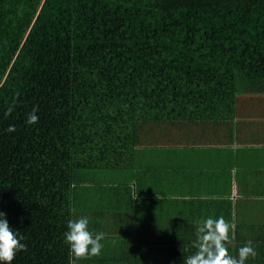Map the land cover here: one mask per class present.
<instances>
[{
    "label": "trees",
    "instance_id": "trees-1",
    "mask_svg": "<svg viewBox=\"0 0 264 264\" xmlns=\"http://www.w3.org/2000/svg\"><path fill=\"white\" fill-rule=\"evenodd\" d=\"M239 90L264 92V0H0V211L27 244L12 264L74 259V157L124 141L117 120L136 141L140 123Z\"/></svg>",
    "mask_w": 264,
    "mask_h": 264
},
{
    "label": "crops",
    "instance_id": "crops-1",
    "mask_svg": "<svg viewBox=\"0 0 264 264\" xmlns=\"http://www.w3.org/2000/svg\"><path fill=\"white\" fill-rule=\"evenodd\" d=\"M206 96L140 123L136 141L117 120L124 141L75 155V218L107 234L99 257L184 264L196 222L223 216L236 225L229 253L251 240L246 264H264V92Z\"/></svg>",
    "mask_w": 264,
    "mask_h": 264
},
{
    "label": "clouds",
    "instance_id": "clouds-1",
    "mask_svg": "<svg viewBox=\"0 0 264 264\" xmlns=\"http://www.w3.org/2000/svg\"><path fill=\"white\" fill-rule=\"evenodd\" d=\"M37 111L33 108L28 114L26 122L29 125L38 123ZM7 131H15V126L10 125ZM5 217L6 213L0 211V264H12L19 252L27 250V244L23 243L25 237L18 229L11 227ZM235 227L234 223L226 221L223 216L198 220L193 241L196 251L185 258L184 264H246L250 257L255 258L257 252L251 240L239 248L238 257L229 253L228 244L231 243ZM106 237L105 232L93 233L89 230L88 216L69 220L64 240L74 258L70 264L101 255L104 248L101 241Z\"/></svg>",
    "mask_w": 264,
    "mask_h": 264
},
{
    "label": "rangeland",
    "instance_id": "rangeland-1",
    "mask_svg": "<svg viewBox=\"0 0 264 264\" xmlns=\"http://www.w3.org/2000/svg\"><path fill=\"white\" fill-rule=\"evenodd\" d=\"M126 71H123V72H121L122 74L123 73H125V74H127L128 72H129V69H125Z\"/></svg>",
    "mask_w": 264,
    "mask_h": 264
}]
</instances>
